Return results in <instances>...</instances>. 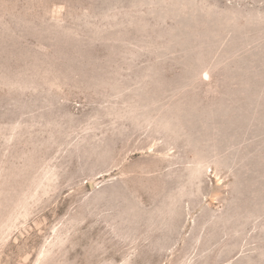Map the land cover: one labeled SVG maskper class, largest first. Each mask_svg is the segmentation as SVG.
I'll return each instance as SVG.
<instances>
[{"label": "rangeland", "instance_id": "rangeland-1", "mask_svg": "<svg viewBox=\"0 0 264 264\" xmlns=\"http://www.w3.org/2000/svg\"><path fill=\"white\" fill-rule=\"evenodd\" d=\"M0 264H264V0H0Z\"/></svg>", "mask_w": 264, "mask_h": 264}]
</instances>
